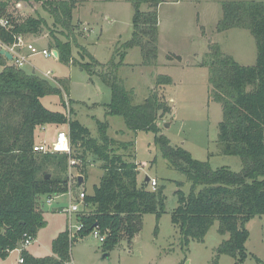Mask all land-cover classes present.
Returning a JSON list of instances; mask_svg holds the SVG:
<instances>
[{
  "label": "trees",
  "instance_id": "16d2710c",
  "mask_svg": "<svg viewBox=\"0 0 264 264\" xmlns=\"http://www.w3.org/2000/svg\"><path fill=\"white\" fill-rule=\"evenodd\" d=\"M81 1L37 0L51 17L53 26L63 34L74 31L72 13ZM131 2L134 13L130 39L114 51L108 64L100 65L88 53L85 55L101 67L98 75L110 88L111 99L106 113L122 117L132 132L155 133L157 121L171 113L170 105L157 90H152L141 104H133V94L119 79L118 70L127 50L135 47L140 49L143 66L156 64L158 6L162 1ZM142 5L147 7L146 11L140 9ZM8 6L9 2L0 0V17L8 18L12 26L8 30L0 28L2 43L13 42V34L37 37L46 26L40 17L11 16ZM221 11L216 31L248 30L256 46V60L252 66L239 65L216 44L209 46L208 60L201 64L208 67L210 98L220 104L222 110L218 125L220 151L238 157L243 168L238 173L226 168L212 169L207 162L194 160L187 151L171 146L164 137L158 138L157 143L162 157L191 184L188 195L180 190L175 192L178 205L170 216L181 235L182 245L187 247L190 241L202 242L217 222V232L228 234V239L215 249L210 264H218L221 255L233 258V264H242L247 257L245 243L249 237L244 224L255 216L264 215V2L225 1L221 3ZM51 36L50 50L57 51L59 62L69 65L71 43ZM80 52L83 53V49ZM0 66L3 67L0 72V259L17 249L25 235L36 238L37 231L45 223L38 201L66 192L69 158L79 161L83 182L87 156L93 155L101 162L103 175L99 184L84 198V205L90 210H81L76 215L80 229L72 238L64 231L53 240L52 256L34 257L24 250L20 253L22 264H66L70 261L71 243L95 230L105 237L103 247L111 250L123 238L131 242L141 229L144 215L153 214L159 220L164 213L163 187L150 191L145 181L138 184V166L113 154L111 147L115 141L106 134V122L98 125L99 138H91L77 120L61 112L49 111L41 104V98L50 94L59 95L63 101L59 88H51L34 74L7 65L1 55ZM82 66L93 73L91 64ZM169 84V77H157V87ZM46 125L67 127L70 155L33 151L35 131ZM197 187L201 189L195 194ZM256 262L264 264L258 259Z\"/></svg>",
  "mask_w": 264,
  "mask_h": 264
},
{
  "label": "rangeland",
  "instance_id": "374dc122",
  "mask_svg": "<svg viewBox=\"0 0 264 264\" xmlns=\"http://www.w3.org/2000/svg\"><path fill=\"white\" fill-rule=\"evenodd\" d=\"M6 1L9 2L8 13L13 17H40L45 20L46 26L37 37L26 36V41L39 50H50L51 34L72 45L69 65L51 57L35 55L30 58V65L22 68L27 74L34 72L51 88L62 91L63 101L59 95H45L40 100L43 107L77 120L96 140L99 138V123L106 122V134L115 141L111 147L113 154L138 166V184L148 178L156 180V188L163 187L164 213L159 220L153 214L144 215L141 229L131 242L123 238L111 250L105 249L92 234L73 241L70 261L66 264H210L215 249L228 239V234H219L218 224L214 222L202 242L190 241L187 247L182 245L181 235L171 223L170 216L178 205L175 192L180 190L188 195L191 184L183 173L172 168L162 157L157 139L164 137L171 146L187 151L194 160L207 162L212 169L226 168L234 173L242 170L238 157L224 155L220 151L218 125L222 120V110L220 104L210 98L208 67L201 64L208 60L206 54L213 44L239 65L255 64L256 46L251 33L244 29L217 32L216 25L222 15V2L264 0H161L158 6L160 41L156 64L143 66L140 49L135 47L127 50L124 63L118 70L119 79L133 94V104H141L152 90H157L170 105L171 113L157 121L158 131L155 133L132 132L122 117L106 113L111 91L98 75L101 67L90 61L92 57L100 65L108 64L114 51L130 39L134 13L132 0H82L72 13L75 29L71 34H63L55 28L51 17L37 0ZM140 9L146 11L147 7L142 5ZM82 49L83 53L80 52ZM87 63L91 64L93 73L82 66ZM7 64L12 65L10 61ZM46 72L52 73L51 78L43 76ZM158 76L169 77L171 84L157 87ZM66 88L67 93L64 91ZM54 130L66 131L67 127L46 125L44 130H38L40 142L52 140ZM78 167L79 164L72 169V174L80 173ZM85 175L81 186H73L74 195L81 190L87 195L92 194L93 186L99 184L103 170L101 162L93 155L87 156ZM146 188L152 191L149 185ZM200 189L197 187L195 194ZM44 200L39 199L38 208L42 212L40 205H44L45 223L37 231L35 243L25 250L34 257L52 256L53 240L64 231L76 232V214L69 219L67 213L51 209L65 205L67 196L60 195L49 207ZM82 210L88 212L90 207L84 206ZM244 227L249 237L245 243L247 257L242 264H258L256 259L264 263V215L253 217ZM20 253L17 249L10 252L7 258L0 259V264H20ZM233 262L228 255H221L218 259V264Z\"/></svg>",
  "mask_w": 264,
  "mask_h": 264
},
{
  "label": "built area",
  "instance_id": "2783aa9c",
  "mask_svg": "<svg viewBox=\"0 0 264 264\" xmlns=\"http://www.w3.org/2000/svg\"><path fill=\"white\" fill-rule=\"evenodd\" d=\"M11 21L6 17H0V28H3L5 30L10 29ZM13 42L10 44L2 43L0 41V49H4L8 51V53L11 55V61L12 65L18 69H22L26 65H30V58L35 55H42L45 58H53L55 60H58V54L57 57H54L53 51L56 50H46L41 49L39 50L36 48L33 44L27 42V38L25 35L22 34H13L12 36ZM57 52V51H56ZM52 73L46 72L44 73L45 78H51ZM67 105V103H66ZM33 151L36 153L41 154H47V153H65L70 155L71 154V148H70V142H69V136L68 132L65 130H60L56 133V135L53 137L50 141H43L40 143H37L33 146ZM79 164V161H76L75 159L69 158L68 160V176H67V187L66 192L61 194H54L51 197L44 198L45 204H51L54 200H56L60 195L67 196V203L62 206L61 211L64 213H67L69 215V219L73 214H78L82 207H84V198L87 195L84 190L79 191L74 195L73 193V186H78V178L82 175L79 174H72V169L77 167ZM147 185L150 186L151 190L154 191L157 185V182L155 179H149L147 182ZM80 229V225H76V231ZM69 232V237L72 238L73 235L76 233ZM92 235L95 238H98L100 242L104 241V236H101L96 230L92 232ZM34 238L28 235L24 236V239L22 242L18 244L17 250L20 252L26 250L28 246H30L34 242ZM16 250V249H15ZM19 263H23V259L19 258Z\"/></svg>",
  "mask_w": 264,
  "mask_h": 264
},
{
  "label": "crops",
  "instance_id": "0c3cea01",
  "mask_svg": "<svg viewBox=\"0 0 264 264\" xmlns=\"http://www.w3.org/2000/svg\"><path fill=\"white\" fill-rule=\"evenodd\" d=\"M160 33V30H159V20H158V34ZM35 37V36H34ZM159 41H160V37H159V35H158V44H159ZM159 49V48H158ZM53 50V49H52ZM8 65V64H7ZM2 69H3V67L2 66H0V72L2 71ZM32 73H34V72H32ZM50 126H55V125H50ZM45 127L46 126H43V127H40V128H37L36 129V131H35V143H40V138H39V136H38V130L40 131H42V130H44L45 129ZM57 127V126H56ZM67 131V130H66ZM58 131L57 130H54V133H52L53 135H52V138L56 135V133H57ZM82 182H83V179H82ZM90 195V194H89ZM52 204V203H51ZM51 204H46V206L47 207H49ZM62 206H64V205H56V207H51V209L53 210V211H60L61 210V208H62ZM40 208H41V214H42V217H43V220H44V213L46 212V211H44V205L42 204V205H40ZM48 209V208H47ZM49 210V209H48ZM45 221V220H44ZM37 240V234H36V238H35V240H34V242L33 243H35V241ZM33 256V255H32Z\"/></svg>",
  "mask_w": 264,
  "mask_h": 264
},
{
  "label": "water",
  "instance_id": "95a60500",
  "mask_svg": "<svg viewBox=\"0 0 264 264\" xmlns=\"http://www.w3.org/2000/svg\"><path fill=\"white\" fill-rule=\"evenodd\" d=\"M0 55L1 56H3L7 61H11V55L8 53V51H6V50H4V49H0ZM53 55H54V57H57V52L56 51H53ZM32 74H34V73H32ZM49 176H47V178H48ZM148 178H145V182L147 183L148 182ZM81 183H82V178L81 177H79L78 178V186H80L81 185Z\"/></svg>",
  "mask_w": 264,
  "mask_h": 264
}]
</instances>
